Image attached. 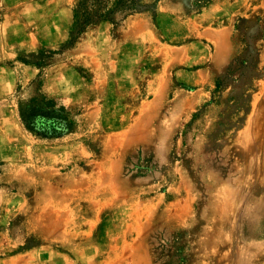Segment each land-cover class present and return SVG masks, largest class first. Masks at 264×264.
<instances>
[{
  "label": "rangeland",
  "instance_id": "374dc122",
  "mask_svg": "<svg viewBox=\"0 0 264 264\" xmlns=\"http://www.w3.org/2000/svg\"><path fill=\"white\" fill-rule=\"evenodd\" d=\"M261 71L256 0H0V264H191L211 187L229 181L213 145ZM110 167L131 185L106 182ZM259 203L245 264H264Z\"/></svg>",
  "mask_w": 264,
  "mask_h": 264
},
{
  "label": "bare ground",
  "instance_id": "6f19581e",
  "mask_svg": "<svg viewBox=\"0 0 264 264\" xmlns=\"http://www.w3.org/2000/svg\"><path fill=\"white\" fill-rule=\"evenodd\" d=\"M257 3H258V9H261L262 11H264V0H257ZM226 50H228V49L225 48V46H221L218 48L217 53H216L217 65L215 66V69L218 68V65L221 63V61H224V59H225L224 57L226 56V53H227ZM176 61H177V59H176ZM262 76H264L263 71L255 74V77H257V78L262 77ZM252 102H253L252 106L245 111V114L247 116H245L244 119L241 120V123L240 122L234 123V125L231 123H228V126H234L235 131L229 135H220L222 138L220 143H214L213 142L215 137H219V135H209L208 141L210 144L212 142L214 143L213 148H215L218 151L217 154H219L220 156H223L227 159H230V160H227L228 167L226 169H223V172L221 174L222 179H228L229 181L224 183L222 186H220V188L217 187L216 185H213L211 187V191H212L211 194L213 193L212 194L213 196L211 198H209L210 199V205H209L208 210H209V217L212 221L213 228L210 232H207L204 229H202L200 226L196 227V231L198 230L197 232L201 234V239H200V241L199 240L195 241V245H194L195 251L192 255L193 260H192L191 264H203L204 261L206 262L205 264H245L246 261H249V259L248 260L245 259L244 251L240 245L239 233L241 230L240 229L241 224H244L245 227H248L251 222H255V224L257 225V221H258V217H259V207L261 206V204H263V203H261V204L259 203V199L262 198V194L264 192V180L261 182L262 176H264V83H263V85H260L259 88L257 89L256 94L252 97ZM233 111H234L233 107L227 108V112H233ZM142 113H143V111H142ZM177 113L179 114V112H177ZM148 115H150V114H148ZM175 116H176V114H175ZM152 123H154V122H152ZM148 126H149V124H148ZM171 131H172V129H171ZM168 134H169V132H168ZM121 136H120V138H121ZM139 136H140V139L142 138L145 141V136H146L145 134L144 135L140 134ZM115 137H116V135L114 136V138ZM135 137H136V135H135ZM135 139H138V138L136 137ZM111 141H112V139H111ZM115 144H116V147H118L119 142H116ZM128 145H130V144H128ZM128 149H129V146H128ZM112 152H113V150H112ZM114 152H116V151H114ZM117 170H119V169H117ZM95 171H93V172H95ZM102 174H104V178L107 179L106 182H109V184H112L115 186L119 185L120 187H121V185H124L125 188H128L131 185L130 183L125 184V180L123 179V175H122L121 171L116 172L115 169L112 167L106 169L105 171L102 170ZM85 177H86V175H85ZM87 177H89V176H87ZM43 180H45V178ZM87 181H88V179H87ZM77 186H78V184H77ZM131 188H132V186H131ZM35 189H36V187H35ZM53 192H54V190H53ZM58 192H56V194ZM93 192H95V191H93ZM110 192H112V191H110ZM103 193H101V194H103ZM56 194H55V196H56ZM48 198L49 197H47L46 199H48ZM38 199H40V198H38ZM57 199L58 198H56V200ZM99 200H101V199H99ZM42 201H43V199H42ZM249 201L254 202L255 210H253L252 208H249L247 206V203ZM95 203L96 202L94 201V203L92 205L95 206L94 205ZM70 205H71V203H70ZM97 207H100V206H97ZM40 215H41V218H45V219H48L50 217L48 210L41 211ZM73 218H75V217L73 216ZM57 219H59L58 215H57ZM41 221H42V219H41ZM59 221H60V219H59ZM59 221H57V222H59ZM70 221H71V219H70ZM55 223H56V221H55ZM46 224L48 225V223H46ZM50 225H48V226H50ZM71 225H72V223H71ZM256 225H255V228L253 229V231H250L249 228H246V233L247 234H255L256 227H257ZM55 228H56V226H55ZM71 229L73 230V228H71ZM60 232H62V231H60ZM47 235H48V233H47ZM46 238L48 239V237H46ZM64 240H65V238H64ZM61 241H63V239ZM245 251H246V248H245ZM255 258H256V256L254 254L252 255V257H250L251 260H254ZM254 263H255V260L252 262V264H254Z\"/></svg>",
  "mask_w": 264,
  "mask_h": 264
},
{
  "label": "trees",
  "instance_id": "16d2710c",
  "mask_svg": "<svg viewBox=\"0 0 264 264\" xmlns=\"http://www.w3.org/2000/svg\"><path fill=\"white\" fill-rule=\"evenodd\" d=\"M84 7H85V4H83V5L81 4V6H79V10L77 11V14H82V11L84 10ZM94 7L95 6L91 5L89 8H87V9H90V10L86 11L84 13L85 15H83V19L82 20L84 21L85 25H89V24L93 23L94 17L97 16V12L94 10L95 9ZM127 11H131V8L130 7H123L124 14H127Z\"/></svg>",
  "mask_w": 264,
  "mask_h": 264
},
{
  "label": "crops",
  "instance_id": "0c3cea01",
  "mask_svg": "<svg viewBox=\"0 0 264 264\" xmlns=\"http://www.w3.org/2000/svg\"><path fill=\"white\" fill-rule=\"evenodd\" d=\"M256 2H257V0H256ZM217 53V52H216ZM226 57V56H225ZM224 57V58H225ZM225 60V59H224ZM223 61H221V63H222ZM217 65V61H216V56H215V62H214V67H213V69H212V71H215V70H217V69H215V66Z\"/></svg>",
  "mask_w": 264,
  "mask_h": 264
}]
</instances>
